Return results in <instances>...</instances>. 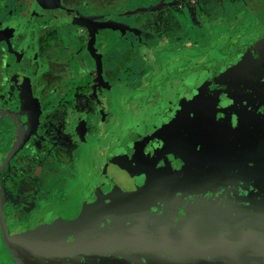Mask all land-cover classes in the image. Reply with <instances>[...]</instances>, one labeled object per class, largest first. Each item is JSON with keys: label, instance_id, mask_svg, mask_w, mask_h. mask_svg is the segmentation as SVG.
Listing matches in <instances>:
<instances>
[{"label": "flooded vegetation", "instance_id": "flooded-vegetation-1", "mask_svg": "<svg viewBox=\"0 0 264 264\" xmlns=\"http://www.w3.org/2000/svg\"><path fill=\"white\" fill-rule=\"evenodd\" d=\"M94 1L0 0V264H20L9 244L15 248L18 255L22 258L25 256L22 241L15 237L18 231L12 220L21 227V231L35 228L36 211L45 205L46 197H49L50 191L47 185L61 187L62 181L65 180L64 184L68 181L67 189L73 193L66 202L69 204L66 209H69L74 206L88 181L99 170V168L95 170L90 155H83L88 147L82 151L80 155V157L83 155L82 158L79 157L77 161L72 162L74 160L72 151H76L78 146L82 145V139L83 145L86 146L90 138L94 139L93 132L96 131L98 136V132L105 127L106 131L101 132L99 138L95 139L96 143L92 150L95 154L105 151L106 156L110 151L111 157L108 161L114 158L119 143L115 140L117 134L112 131L114 122L119 120L118 116L113 114L116 99L126 93L136 91L133 93L136 94L139 90L147 88L146 84H141L138 80L147 75V69L153 67V64L167 67L174 59H181L178 54L175 57L177 51H182L181 55L187 54L185 57L189 61L194 60L193 57L195 60L202 57L205 48H196L195 42L198 41L201 33L206 34L209 31L208 26L212 30L213 23L220 24L215 17L217 12L211 6L217 0H140L141 5L147 1L142 7L151 6V9H140L142 11L135 18L137 26H147L149 31L142 33L141 30L140 36L137 37L135 29V33L130 35L134 25L130 24L129 20H120L122 24L115 29L109 25L111 18L114 17L115 21L117 17L122 16L113 12L117 9L116 6L121 1L125 3L132 0L115 1L114 7L110 6L114 2L107 3L109 0H98V3ZM252 1L222 0V15H225L223 18L236 21L234 22L236 25L251 18L254 12L250 4ZM263 6L261 5V8ZM83 16L89 17L88 22L94 23V26L89 27L68 20ZM46 18L50 20L58 18L60 22L50 23ZM230 20L227 29L223 25L221 29L219 28V32L214 31L217 38L232 37L230 43L226 42L230 45L235 44L234 42L247 33L253 34L254 28H259L257 25H250L247 32L239 31L240 27L232 24ZM186 24L190 29L187 33L190 36L188 40L183 38ZM231 24L234 28H231ZM60 28L76 29L77 33L65 31L67 33L65 42L58 35ZM228 28L231 30L229 31ZM32 29L37 31L33 37L29 33ZM84 30H87L85 31L87 42L90 41L87 44L84 42ZM173 30H177V35L173 34ZM225 31L230 32L228 36L224 34ZM114 33L120 37V43H125L124 50L120 51L116 47L117 51H115L116 48L112 46L107 48L105 42ZM211 37L206 38V42H209ZM160 41L164 45H160ZM223 41H220L221 45ZM21 46L33 57L28 58L24 55L23 60L17 62L16 52ZM162 46L171 49L169 50L171 57L168 61L160 64L162 57L159 54L153 57L154 59L147 58V66L140 60L137 64L135 57L141 50L145 51L144 60H146L151 53H159L158 47ZM98 49L100 55L95 58L98 62L93 63L91 51L99 54ZM128 49L133 50L135 54L133 57L126 54L125 50ZM255 57L260 60L256 61L258 69L254 75L251 74L252 71L243 67L237 71L243 76L237 79L238 82L249 80L254 85L251 97L241 103L245 107L237 110L234 116L223 118L215 100L207 96L206 89L204 96L206 103H202L199 99L190 116L193 130L189 131V138L179 146L174 145V148L166 153L164 162L160 160V163L166 162L171 167L183 165L193 153L198 151L202 131L200 121L203 120L210 125L219 120L228 122L237 120L238 130L235 136L230 134L226 143L219 141L218 144H212L210 149L206 150L212 155L210 159L201 154L202 158L198 165L196 164V174L193 175L197 181L202 179V182L192 184L188 192L191 195L203 193L207 195L208 200L204 197L191 196L193 210L198 212V217L212 218V215H217L225 219L229 218L231 221L238 218L246 222L245 225L251 231H245L247 227L244 225V230L233 236L234 244L246 252L244 264H263L261 255H264V249L253 247L256 244H264V236L260 232L264 227V90L260 87L264 76L257 82L263 71L264 55ZM8 70L13 72L11 77L7 74ZM211 79L213 80V77ZM15 80H27V83H31L29 88L32 87L33 90L31 89L29 94L21 93ZM77 80L90 85L87 92L91 99L87 104L84 98V104L79 106L90 110L87 113L88 129H83L82 134H77L78 132H74L71 125L69 130L56 137L58 127L52 125L55 121V112L58 109L59 114L64 110H71L72 105L65 104V101L75 90L74 85ZM95 80H98L99 84L93 82ZM229 84H224V87H232ZM212 86L210 84L208 89H212ZM106 90L110 92L107 96L104 95ZM111 91L118 93L111 96ZM56 99H59L61 106L55 104ZM179 99L183 105L186 101H190L189 97L185 100L182 97ZM39 104L42 111V113L40 111L41 124L37 133L33 135V127L37 122L33 121V117L39 116ZM215 115L219 120L214 118ZM100 117L108 118V121L101 122L98 120ZM81 123L82 120L79 119L76 124L81 125ZM100 123L104 125L99 126ZM14 145L16 146L12 150ZM68 147H71L70 150ZM53 154L56 155V159L51 160ZM57 157L61 159L58 160ZM64 163L65 165L71 163L79 175L74 171L68 173L70 167L66 171V176H62L61 168ZM41 191L44 194L40 195ZM163 195H167V191H164ZM66 203H58L60 205L58 207L63 208ZM46 208L45 213H52L53 208L49 211H46ZM204 225L206 229H210V223ZM227 231L229 237L226 240L233 244L231 239L233 233L230 235L231 229ZM248 233L252 236H247ZM6 235L9 237L8 241ZM50 246L49 249L55 245L50 244ZM205 259L200 261V264L205 263ZM215 264L229 263H226L224 258H220Z\"/></svg>", "mask_w": 264, "mask_h": 264}, {"label": "rangeland", "instance_id": "rangeland-1", "mask_svg": "<svg viewBox=\"0 0 264 264\" xmlns=\"http://www.w3.org/2000/svg\"><path fill=\"white\" fill-rule=\"evenodd\" d=\"M101 1V0H100ZM115 1L118 0H109V2H114L111 7H114ZM95 3H98V0L94 1ZM260 2V3H259ZM121 4L123 6L121 7ZM144 5L147 4V1L143 3ZM143 4H140V0H132L130 2L121 3L116 6V13H119L122 15L121 17H117V20H113V18L110 19L109 25L115 27H119L122 23L120 20H129L130 24H133L134 27L132 29V33L130 35H133L135 32L136 36H140V32L142 30V33H149L147 31V26H137L135 18L140 14L142 10L140 9H151V6L142 7ZM251 6L254 9L253 15L251 18H248L247 20L241 21L240 24L237 23V25L234 23L236 21L230 20L228 18H223L225 15H222V0H217L211 4L214 10H216L217 14L215 17L217 18L218 23H213L212 30L211 27L208 26L210 29L206 34L201 33L199 36L198 41L195 42L196 48H205L203 50V56L199 59L193 57L194 60H187L186 55L182 54V51H177L175 54H178L181 59L178 58L177 60L172 57L173 63L168 65H161L159 67L157 64H153V67H149L147 69V75L142 76L143 79H139L138 82L141 84H146L147 88H143L139 90L136 94L132 93H126L125 95H122L121 97L117 98L114 103L115 111H113L114 116H118L119 120H116L114 122V126L112 127V131L114 134H117V137H115L116 142L118 143V148L114 152V158L120 157L116 160L114 158L111 161H108L111 157V152L109 151V155H105L104 153H98L95 154V151L92 150V147L95 145V139L99 138L101 135V132H105V127L102 131L98 132V136L96 135L97 132L94 131V139H89V143L84 146V140L82 139L81 146H78L76 151H72V162H75L80 157L82 151L88 147V149L85 150L84 156L90 155L92 157V164L96 169L99 168L96 172V176L93 175L91 180L88 181L86 186L84 187L81 195L82 199H80L79 205L76 206V203L73 207L66 209L69 205L67 200L73 196L72 191L67 189L68 187V181L64 184V181H62V186L55 187L52 184L47 185L49 189L48 196L46 197L45 205H43L39 211H36V226L33 229L30 230H20L21 227L17 226V223H15L14 220H12V223L17 227V233H15L18 236L21 233L23 234V237H25L26 233L28 231H41V233L45 232V235L48 237L50 234L55 233L56 236L66 242H71L74 239H71V235H73V232L71 231V228L73 227L74 223L78 222L81 218H84L86 214L94 210V208L100 203L103 196H105V191L107 189V185H105V182H103L102 178L106 177V174L108 170L111 168V166L114 163V170L109 172L108 176L119 180L125 187L126 190L133 189L136 187L138 191L134 194V197L132 199V202H135L136 199L139 198L141 195V191L147 186V183H143V179L147 177V160L153 158L155 156L154 160H161L163 161L165 157V153L161 150V146L165 149H171L174 148L175 140H171L170 135L172 132H174V136H176V133L179 134L178 140L176 145L179 146L183 144V141L189 138V131L191 132L193 130L192 128V110L189 109L191 103L186 101L184 105L181 103L179 97V91L184 95L183 100L186 98L192 96L193 94L189 93L188 90H186L183 93V89H187V86H183L184 84H179L181 80L185 79L186 77L189 78H196L194 81L192 80L191 85H195L198 82H201L204 84L202 80L203 77H207L212 72H215L214 69H235L238 67L239 62L245 61V55L243 53L251 51H259L260 48H264V6L261 8V5H264V0H253L252 3H250ZM104 7L105 4H104ZM122 8V9H121ZM120 9L122 10V13L120 12ZM143 9V10H144ZM133 11V12H132ZM230 14H233L232 12H229ZM110 15V14H109ZM117 15V14H116ZM118 16V15H117ZM47 22L50 23H56L60 22L58 18H55L53 20H50L46 18ZM225 20V21H224ZM232 22V24L239 26V31H248L251 26L257 25L259 28H254L253 34L244 35L241 37L238 41L234 42L235 44H228L226 43L229 41L231 42L232 37L229 39H225L222 37L217 38L216 32H219V30L222 28V26L227 29L229 26V21ZM108 21V20H107ZM104 24H106V22ZM103 24V22H102ZM222 24V25H221ZM231 24V25H232ZM145 27V28H143ZM187 27V24H186ZM220 28V29H219ZM223 28V29H224ZM231 28H234L232 25ZM229 29V31L231 30ZM39 31H41V28L38 27ZM135 29V32H134ZM189 28H185L183 32V38L190 39V36L187 35L189 32ZM65 31H70L73 34H76V29H69L66 30L65 28H60L58 30V35L61 37L65 42L67 38V33ZM81 30L79 29V32ZM87 30H84V42L87 44L90 41L87 42ZM177 30H173V34H176ZM118 32V31H117ZM232 32V31H231ZM251 32V31H250ZM29 33L31 37H33L37 31L32 29L29 30ZM39 33V32H38ZM228 36L230 32L225 31L224 34ZM223 34V35H224ZM181 35V33H180ZM222 35V34H221ZM82 36V35H81ZM210 36L216 38H210L209 42H206V38H209ZM253 37V38H252ZM249 38L253 39V44L250 46L249 44ZM120 37L114 33L109 39L106 40V46L107 48H118L120 51L124 50L126 46L125 43H120ZM224 40V41H223ZM31 41V40H30ZM220 41H223L222 45L220 44ZM241 42V44H236L237 42ZM64 42V44H65ZM214 42V43H213ZM244 44H243V43ZM213 43V44H212ZM247 43V44H245ZM164 45L163 42L160 41V45ZM212 44V46H210ZM189 47V46H187ZM117 48L115 51H117ZM165 46L158 47L159 53L152 54L148 57H146V60H144V50H141L139 52L135 59L137 64L139 63V60L141 63L146 64L147 66V58H155L161 54L162 61L160 64H162L163 61H168L171 57V49H165ZM255 49V50H254ZM114 50V49H112ZM98 53L91 51V59L94 60L93 63H97L98 61L95 60V58H98V55H100V50L98 49ZM126 54L130 57H133L135 54H133V50H125ZM202 52V50H200ZM17 62H20L23 60L24 55L28 58H32L33 56L31 54L26 53L25 48L21 46L18 48L17 52ZM153 58V59H154ZM90 61V60H89ZM130 65L129 63H127ZM258 63L255 60H250L247 65V70L252 71V75L257 72L258 69ZM132 71V70H131ZM189 71V72H188ZM188 72V73H186ZM105 73V72H104ZM186 73V74H185ZM244 73V72H243ZM242 73V74H243ZM8 76L11 77L13 75L12 71L7 72ZM106 74V73H105ZM236 76L239 77V72L235 73ZM109 75V74H107ZM231 74H227L223 72H219L216 78H213V81L215 83L212 86V89H207V96L215 100L217 104V108L222 113L223 118H230L234 116L237 110L244 108L245 106L241 103L245 99H249L252 94L253 86L249 80H241V81H235L234 83H231V85L228 83V79L230 78ZM175 77V78H173ZM237 77V78H238ZM160 78V79H158ZM155 79V80H154ZM176 81V82H175ZM17 85L20 87V91L23 94H29L31 89L29 86L31 83H27V80H15ZM78 82V83H77ZM75 82L74 88L75 90L71 94L69 98L65 101V104L72 105L71 110H64L62 113L59 114L58 110L55 112V121H53V126L58 127L56 129V137H59L63 132H66L69 130L68 128H71L74 132H78L77 134H82V130L88 129L89 126V120L87 117V113L90 112V110H87L85 108H79L81 104H84V98L87 100L91 99L90 94L87 92V89L90 87V85L86 83H81L82 80H77ZM97 84H99L98 80L93 81ZM89 83V82H88ZM177 83V85H175ZM229 84V86L232 87H224V84ZM261 90H264V81L261 84ZM33 90V89H32ZM198 93V89H194ZM123 93V91H120ZM118 92L111 91V96ZM109 95L110 92L107 90L104 92V95ZM33 102V101H32ZM55 104L58 106H61L62 104L59 103V99H56ZM192 107V105H191ZM89 109V108H88ZM117 109V110H116ZM95 113V112H94ZM122 115L125 117L123 118ZM98 117V116H97ZM53 116L52 119L54 120ZM80 120H82L81 125H77L76 123ZM101 122L108 121V118H98ZM75 121V122H74ZM98 123V122H96ZM104 124L100 123L99 126H103ZM108 126V125H107ZM102 129V128H101ZM125 133V134H124ZM121 135V136H120ZM124 136V137H123ZM98 142V141H97ZM138 143L141 145L138 146ZM137 144V145H135ZM128 147L125 151V147ZM141 147L142 150L139 149V151L143 152V156L137 154L138 151L136 148ZM69 150L71 147H68ZM67 148V149H68ZM69 152V151H68ZM70 153V152H69ZM82 155V156H83ZM82 156L80 158H82ZM52 159H56V155H52ZM58 160L61 159L60 157H57ZM135 159H139L141 161V165H138L136 168L133 167V163ZM128 161V162H127ZM146 161V162H144ZM164 162V161H163ZM162 162V163H163ZM130 164L128 166V164ZM106 164V165H105ZM105 167L103 168V166ZM71 167V169H70ZM74 166L71 163H68L65 165L63 164L61 168V175L66 176V171L68 173L77 172L78 171L73 168ZM103 168V171L101 170ZM95 173V171H94ZM145 174V176H143ZM143 176V177H142ZM64 184V185H63ZM61 185V184H60ZM52 186V187H51ZM56 188V189H55ZM44 194V192H40V195ZM54 194V195H53ZM80 195V196H81ZM64 196V198H60ZM128 198V197H127ZM122 199L121 202L117 203V205L122 206V204L126 201V199ZM58 203L64 204L66 203L63 208H59ZM140 203V202H139ZM43 204V202H42ZM68 204V205H67ZM56 205V206H55ZM57 208H55V207ZM140 206V205H138ZM47 207V208H46ZM46 208V211L51 210L52 213H45L44 210ZM42 210V211H41ZM129 211V208L127 209ZM41 213H45V215H41ZM30 216V215H29ZM40 216V217H38ZM27 222V221H26ZM61 226V227H60ZM42 227V230L40 228ZM71 227V228H70ZM57 229V230H55ZM55 230V231H53ZM20 239V238H19ZM25 239H21L22 243H24ZM56 243V241H54ZM45 245H47L46 242H44ZM44 245V246H45ZM70 245V244H69ZM42 252L45 255H52V253L48 249L41 248ZM60 251V250H59ZM122 259V257H116L111 263L112 264H118L119 260Z\"/></svg>", "mask_w": 264, "mask_h": 264}, {"label": "water", "instance_id": "water-1", "mask_svg": "<svg viewBox=\"0 0 264 264\" xmlns=\"http://www.w3.org/2000/svg\"><path fill=\"white\" fill-rule=\"evenodd\" d=\"M52 6L56 5L52 4ZM88 18L83 16L68 18V20L89 27L94 26V23L88 22ZM252 40L249 38L248 45L253 44ZM243 55H245L246 60L239 62L237 68L214 69L216 72H212L206 78L200 80L204 84L198 82L193 86L191 82L196 78L189 77L178 83V85L184 84L183 86L188 87L182 90L183 93L188 90L189 93L193 94V97H189L192 99L193 106L190 110H194L199 99L202 103H206L205 90L208 89L210 84H219L215 83L211 77L216 78L219 72L224 73L225 71L228 75L231 74L228 83H234L243 76L239 75L238 77L233 73H236L242 67L246 68L250 60L257 61L258 58L255 56H263L264 48H260L259 51L257 48L256 51L249 50ZM262 70L257 82L264 76V67ZM194 89H198V93ZM38 109L39 116L33 117V121H37L33 127V135L37 133L41 124L42 111L40 104ZM214 118L219 120L216 115ZM236 121L219 120L217 123L210 125L203 122V120L200 121L202 129L201 139H199L200 148L183 165L179 164L171 167L166 162L160 163L161 161L154 160L156 155L148 159L147 177L142 181L147 183V186L132 204V199L138 189L135 187L126 190L119 180L108 176L109 172L114 170L115 165L113 163L108 172L105 173L106 177L102 178L105 185H107L105 196L94 210L79 220V224L74 223L73 227H70L73 232V235H71L73 241H62L55 233L47 237L45 232L28 231L25 237H23L24 233L18 236L20 240L25 239L22 243L25 252L23 258L9 244L14 256L20 264H112L111 262L116 257H122L118 264H200V261L204 260L205 257L207 259L203 264H215L220 258H224L226 263L229 264H244L246 252L234 244L233 236L244 230L246 222L238 218L231 221L229 218L225 219L217 215H212V218L198 217V212L193 210L191 196L204 197L208 200L207 195L205 193L191 195L188 192L192 184H195V182L201 184L202 182V179L197 181L195 175H193L196 174V164L198 165L199 160L202 158L201 154H204L203 157L211 158V153L206 150H209L212 144H218L219 141L226 143L230 134L235 136L238 130ZM178 137L179 134L176 133V136H174V132H172L169 139L175 140L176 145ZM139 145L141 144L138 143ZM15 146L12 147V150ZM138 146L136 153L143 156V152L139 151L143 148ZM127 148L126 146L124 150L126 151ZM160 148L165 154L170 150L162 146ZM120 155L115 157L114 160L118 159ZM133 161L134 168L142 164L139 159ZM204 163H208V161H204ZM164 191H167V195H163ZM125 198L127 199L122 206L117 205ZM80 199H82V195L79 196L76 206L79 205ZM128 208L129 211H127ZM206 216L208 217L207 214ZM198 222L203 224L201 225ZM204 223H210V229H206ZM245 226L247 227V225ZM227 229H231L230 235L233 233L231 239L234 245L226 240L229 237ZM40 230H42V227ZM245 231L250 232L251 229L247 227ZM260 232L264 236V227L261 228ZM251 233L246 235L252 236ZM6 238L8 241V235H6ZM238 242L241 244L240 240ZM50 244L55 246L49 249ZM42 247L48 249L52 255H45L42 252ZM253 247L264 249V244H256ZM261 259L264 264V255H261Z\"/></svg>", "mask_w": 264, "mask_h": 264}, {"label": "bare ground", "instance_id": "bare-ground-1", "mask_svg": "<svg viewBox=\"0 0 264 264\" xmlns=\"http://www.w3.org/2000/svg\"><path fill=\"white\" fill-rule=\"evenodd\" d=\"M179 97H182V98L184 97V95H183L180 91H179ZM179 97H178V98H179ZM186 99H187V98H186ZM189 100H190L189 102L191 103L192 99L190 98ZM189 102H188V103H189ZM191 105H192V103H191ZM191 105H190L189 109L191 108Z\"/></svg>", "mask_w": 264, "mask_h": 264}, {"label": "crops", "instance_id": "crops-1", "mask_svg": "<svg viewBox=\"0 0 264 264\" xmlns=\"http://www.w3.org/2000/svg\"><path fill=\"white\" fill-rule=\"evenodd\" d=\"M236 44H241V43H240V41H239V42H237Z\"/></svg>", "mask_w": 264, "mask_h": 264}]
</instances>
